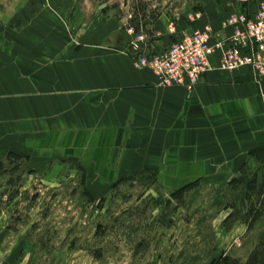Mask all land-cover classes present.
I'll return each instance as SVG.
<instances>
[{"label": "rangeland", "instance_id": "1", "mask_svg": "<svg viewBox=\"0 0 264 264\" xmlns=\"http://www.w3.org/2000/svg\"><path fill=\"white\" fill-rule=\"evenodd\" d=\"M262 1L243 0L255 10ZM205 7L207 0H0V264H264V212L249 226L250 208L264 202V170L250 192L251 180L171 187L149 171L88 172L55 135L67 125L53 124L61 120L34 99L36 41H75L80 17H114L121 27L107 41H127L137 56L141 44L164 51L160 41L170 46L217 27ZM233 14L245 13L224 14L217 29H232ZM162 15L173 27H157Z\"/></svg>", "mask_w": 264, "mask_h": 264}, {"label": "crops", "instance_id": "2", "mask_svg": "<svg viewBox=\"0 0 264 264\" xmlns=\"http://www.w3.org/2000/svg\"><path fill=\"white\" fill-rule=\"evenodd\" d=\"M207 2L202 15L218 28L224 14L255 10L243 0ZM79 22L84 26L75 41H36L35 49L34 99L38 109L61 120L53 124L67 125L55 135L68 142V157L82 159L92 173H158L171 187L189 179L248 183L262 173L264 77L249 67H217L218 50L215 67L193 91L165 86L152 70L135 64L127 41H107L121 27L114 17L97 12ZM157 27L173 26L162 15ZM217 27H211L216 39L232 31ZM141 46L146 52L155 48ZM22 64L25 71L32 66Z\"/></svg>", "mask_w": 264, "mask_h": 264}, {"label": "built area", "instance_id": "3", "mask_svg": "<svg viewBox=\"0 0 264 264\" xmlns=\"http://www.w3.org/2000/svg\"><path fill=\"white\" fill-rule=\"evenodd\" d=\"M229 25L232 33L219 39L206 27L186 33L164 51L143 52L136 46L135 64L152 70L161 84L191 92L215 67L212 58L221 50L217 67L230 71L249 67L256 77H264V1L250 14H233Z\"/></svg>", "mask_w": 264, "mask_h": 264}, {"label": "trees", "instance_id": "4", "mask_svg": "<svg viewBox=\"0 0 264 264\" xmlns=\"http://www.w3.org/2000/svg\"><path fill=\"white\" fill-rule=\"evenodd\" d=\"M104 11V10H103ZM105 13V11H104ZM106 15H108V13H105ZM109 16V15H108ZM12 156L16 157L19 155L16 154H11ZM2 164L0 163V169H1ZM8 172V170H3L2 173H6ZM1 173V172H0ZM248 191L250 192L251 190H256L257 189V176L255 175L251 181L248 183L247 185ZM264 189V183L260 186H258V190L259 191H263ZM264 212V202H261V207H256V205L252 206L249 210L250 214H253L251 221L249 222V226H253V224L255 223V221L257 220V218H259L262 213Z\"/></svg>", "mask_w": 264, "mask_h": 264}]
</instances>
